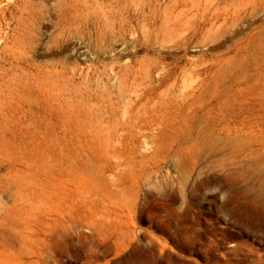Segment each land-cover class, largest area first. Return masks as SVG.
Instances as JSON below:
<instances>
[{"label": "rangeland", "instance_id": "obj_1", "mask_svg": "<svg viewBox=\"0 0 264 264\" xmlns=\"http://www.w3.org/2000/svg\"><path fill=\"white\" fill-rule=\"evenodd\" d=\"M0 264H264V0H0Z\"/></svg>", "mask_w": 264, "mask_h": 264}]
</instances>
